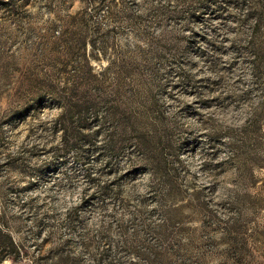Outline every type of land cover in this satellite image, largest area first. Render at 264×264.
I'll list each match as a JSON object with an SVG mask.
<instances>
[{"label":"rangeland","instance_id":"1","mask_svg":"<svg viewBox=\"0 0 264 264\" xmlns=\"http://www.w3.org/2000/svg\"><path fill=\"white\" fill-rule=\"evenodd\" d=\"M0 225L2 264H264V0H0Z\"/></svg>","mask_w":264,"mask_h":264},{"label":"trees","instance_id":"2","mask_svg":"<svg viewBox=\"0 0 264 264\" xmlns=\"http://www.w3.org/2000/svg\"><path fill=\"white\" fill-rule=\"evenodd\" d=\"M262 20L261 19H256L255 25H254V30L252 32L254 41L256 42L257 39L260 36L261 33V27H262ZM103 90L104 87L100 85V90H99V96L102 97L103 95ZM134 130V128H132ZM5 230L4 228L0 225V233H4ZM6 238H8V242L0 241V264H2L7 258L11 257L12 255V249H16V243L13 241L12 237L8 234H4Z\"/></svg>","mask_w":264,"mask_h":264}]
</instances>
